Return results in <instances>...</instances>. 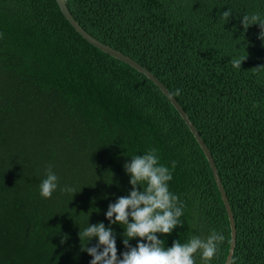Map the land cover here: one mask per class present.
Segmentation results:
<instances>
[{
  "label": "trees",
  "instance_id": "trees-1",
  "mask_svg": "<svg viewBox=\"0 0 264 264\" xmlns=\"http://www.w3.org/2000/svg\"><path fill=\"white\" fill-rule=\"evenodd\" d=\"M65 2L88 33L153 72L183 106L233 211L231 264H264V40L258 24L246 32L241 24L253 12L264 19V0ZM228 8L229 22L219 19ZM0 33V264H90L80 227L109 225V204L132 188L123 165L153 147L161 164L176 162L169 189L185 204L183 225L158 237L171 247L222 231L208 264H225L232 232L224 200L205 152L162 90L88 42L57 0H0ZM239 55L247 59L236 69L229 61ZM50 165L75 195L58 188L40 196ZM112 227L120 255L124 228ZM194 259L206 264L199 251Z\"/></svg>",
  "mask_w": 264,
  "mask_h": 264
},
{
  "label": "clouds",
  "instance_id": "clouds-1",
  "mask_svg": "<svg viewBox=\"0 0 264 264\" xmlns=\"http://www.w3.org/2000/svg\"><path fill=\"white\" fill-rule=\"evenodd\" d=\"M232 13V9L228 8L219 14V19L229 22ZM241 24L245 32L251 25L258 24L261 29L259 38L264 40V19L259 12L243 15ZM0 38H3L2 33ZM246 59L247 56L243 55L231 56L229 63L233 68L240 69ZM179 92L177 89L176 94ZM175 166V161L171 169L161 164L155 147L142 155L131 156V160L123 165L126 174L130 175L132 188L128 195L119 196L116 202L109 204L106 212L109 225L101 221L97 224L88 222L87 227H80V251H86L92 257L90 264H195L194 254L198 251L201 259L208 264L218 256L225 241L222 231L213 229L206 239L193 235L184 243L175 240L171 247H165L164 240L157 235H170L177 226L183 225L180 217L184 214L185 204L169 189ZM53 167L50 165L46 169L39 183L40 196L50 199L58 188L62 193L75 195L78 192L75 186L60 187L59 177ZM116 224L124 228L122 242L126 250L120 255L117 234L112 227ZM96 237L98 243L89 246ZM137 237V244L133 246L130 241ZM67 239L68 235L65 234L61 243Z\"/></svg>",
  "mask_w": 264,
  "mask_h": 264
},
{
  "label": "water",
  "instance_id": "water-1",
  "mask_svg": "<svg viewBox=\"0 0 264 264\" xmlns=\"http://www.w3.org/2000/svg\"><path fill=\"white\" fill-rule=\"evenodd\" d=\"M57 3L59 4V7H60L61 11L65 15V17L69 20L71 25L88 42H90L94 46L98 47L100 50L112 55L113 57L126 62L127 64L131 65L133 68L138 70L139 72L145 74L149 79H151L162 90V92L169 98L171 103L175 106V108L181 114V116L183 117V119L185 120V122L187 123V125L189 126V128L191 129L193 134L195 135V137L198 140L199 144L201 145L203 151L205 152V154H206V156H207V158L209 160V163L211 165L215 180H216L217 185L219 187V190L221 192L222 198L224 200V203H225L228 215H229L230 224H231V232H232L231 233L232 234V236H231V246H230L229 254H228V257H227V260H226L225 264H231L232 259H233V255H234V252H235V248H236V239H237V228H236V224H235V218H234V215H233V211L231 209V205H230L227 193H226V191L224 189L221 177L219 175L217 166L215 164L214 157H213L209 147L207 146V144L203 140L202 136L200 135L199 131L197 130V128L195 127V125L191 121L188 113L184 110L183 106L178 102V100L173 95V93L165 86V84L153 72H151L149 69H147L145 66H143L142 64L137 62L132 57H130V56L124 54L123 52L113 48L112 46L100 41L99 39H97L96 37H94L93 35L88 33L79 24V22L74 18V16L71 14V12H70L65 0H57Z\"/></svg>",
  "mask_w": 264,
  "mask_h": 264
}]
</instances>
